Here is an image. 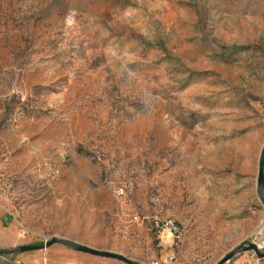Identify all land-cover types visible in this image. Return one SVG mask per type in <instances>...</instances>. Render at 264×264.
<instances>
[{
    "label": "rangeland",
    "instance_id": "374dc122",
    "mask_svg": "<svg viewBox=\"0 0 264 264\" xmlns=\"http://www.w3.org/2000/svg\"><path fill=\"white\" fill-rule=\"evenodd\" d=\"M263 148L264 0H0L1 249L264 252ZM0 264L126 263L56 243Z\"/></svg>",
    "mask_w": 264,
    "mask_h": 264
},
{
    "label": "water",
    "instance_id": "95a60500",
    "mask_svg": "<svg viewBox=\"0 0 264 264\" xmlns=\"http://www.w3.org/2000/svg\"><path fill=\"white\" fill-rule=\"evenodd\" d=\"M257 190H258V194L260 198L262 199V202L264 203V148H263V151L260 157V162H259ZM56 243L64 244L68 247L73 248L76 251L88 253L91 255L117 259V260L125 262L126 264H139L137 261L132 260L123 254L110 251V250L99 249V248L92 247V246L83 244L81 242L75 241V240H70V239L62 238V237H53L50 241H47L43 244H24V245L17 246L14 248H8V249L0 248V254L5 255V254H11V253H17V252L44 250ZM246 251H254L258 257L260 258L264 257V252L260 250L259 246L256 243L243 242L240 245H238L229 254L224 256L217 264H225L227 261L232 260L239 253L246 252Z\"/></svg>",
    "mask_w": 264,
    "mask_h": 264
},
{
    "label": "built area",
    "instance_id": "2783aa9c",
    "mask_svg": "<svg viewBox=\"0 0 264 264\" xmlns=\"http://www.w3.org/2000/svg\"><path fill=\"white\" fill-rule=\"evenodd\" d=\"M119 192L120 193H124V191L122 189H120ZM155 224L159 228H161L162 230L174 231V230L177 229V226L175 225V223H173V221H163L162 217H159V216L155 218ZM174 261H175V256L174 255H170L165 260V262L155 261L152 264H173ZM250 264H254V263H250Z\"/></svg>",
    "mask_w": 264,
    "mask_h": 264
}]
</instances>
